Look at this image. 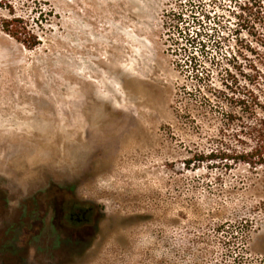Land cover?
<instances>
[{"label": "rangeland", "instance_id": "374dc122", "mask_svg": "<svg viewBox=\"0 0 264 264\" xmlns=\"http://www.w3.org/2000/svg\"><path fill=\"white\" fill-rule=\"evenodd\" d=\"M12 1L37 42L0 30V264H264V166L199 160L223 122L176 26L202 0ZM204 1L208 82L264 90V0Z\"/></svg>", "mask_w": 264, "mask_h": 264}, {"label": "trees", "instance_id": "16d2710c", "mask_svg": "<svg viewBox=\"0 0 264 264\" xmlns=\"http://www.w3.org/2000/svg\"><path fill=\"white\" fill-rule=\"evenodd\" d=\"M205 3L202 0L197 6L191 5L187 16L178 15L176 26L185 40L186 44L182 45L181 50L189 57L188 63L194 78L197 82L206 84L202 91L203 107L212 111L220 110L223 122L219 134L214 137L216 147L209 153H201L199 160L201 163H224L226 167L239 163L251 167L264 166V90L258 82L255 88L243 90L224 81L226 88L232 91L229 94L208 82L213 76L209 63H218L215 55H210V50L217 49L219 41L214 38L217 27L213 25L209 28L212 17L215 24L218 23L217 12L213 13ZM3 11H7V14H3ZM0 30L28 46L37 42L36 33L29 26L26 17L18 13L12 0H0ZM88 209L91 215L92 209Z\"/></svg>", "mask_w": 264, "mask_h": 264}, {"label": "flooded vegetation", "instance_id": "af4514ba", "mask_svg": "<svg viewBox=\"0 0 264 264\" xmlns=\"http://www.w3.org/2000/svg\"><path fill=\"white\" fill-rule=\"evenodd\" d=\"M90 220L88 208L63 196L55 206L51 223L60 234L68 235L80 234L82 231L87 230Z\"/></svg>", "mask_w": 264, "mask_h": 264}]
</instances>
